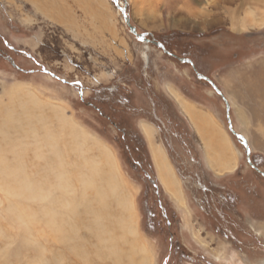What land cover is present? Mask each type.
I'll use <instances>...</instances> for the list:
<instances>
[{
  "label": "rangeland",
  "instance_id": "374dc122",
  "mask_svg": "<svg viewBox=\"0 0 264 264\" xmlns=\"http://www.w3.org/2000/svg\"><path fill=\"white\" fill-rule=\"evenodd\" d=\"M119 1L138 34L161 42L179 58H190L194 68L217 87L222 88L220 82H224L234 88L238 82L234 70L264 58V0H237L251 8L258 21L245 22L244 18L252 17L242 10L234 24L223 20L224 8L234 5L223 3V9H215L217 0ZM145 44L130 32L113 0H0V111L18 112L19 103L26 102L46 115L54 129V111L60 110L109 152L124 191L135 205V238L150 255L149 264H264V178L247 164L243 146L229 132L223 100L196 77L192 66L153 44H146L145 49ZM172 91L212 115L216 127L229 134L236 153L234 170L218 173L209 165L206 153L213 158L220 151L215 146L206 150L207 134L196 132ZM241 109L237 106L230 112L238 133H243L242 118L247 115ZM258 116L259 122L250 120L247 126L259 145L251 150L248 143V148L252 163L264 172V112ZM143 123L153 127L155 143L166 150L181 182L184 205L174 203L159 183ZM86 149L85 155L101 159L95 145ZM29 151L26 164L34 172L44 162ZM43 152L49 155L45 148ZM10 154L6 156L11 158ZM76 157L70 152L66 158L79 161ZM78 189L79 184L76 194ZM7 201L0 191L1 260L58 264L50 263L58 255L61 264H114L93 252L96 240L87 230L89 214H83L86 226L78 230L87 251L92 250L87 261L71 254L51 238L46 227L37 224L31 237L45 259L38 262L39 250L33 244L23 247L21 231L5 220ZM109 202L115 214L118 208L112 199ZM27 204L40 208L42 203ZM127 244L120 242L126 254ZM5 249L12 254L3 256Z\"/></svg>",
  "mask_w": 264,
  "mask_h": 264
},
{
  "label": "bare ground",
  "instance_id": "6f19581e",
  "mask_svg": "<svg viewBox=\"0 0 264 264\" xmlns=\"http://www.w3.org/2000/svg\"><path fill=\"white\" fill-rule=\"evenodd\" d=\"M223 3L234 5L232 9L224 8L226 16L223 20L234 24L236 20L238 21V15L244 10L245 14L249 13L252 17L251 19L244 18L245 22L258 21L254 12L250 10L251 8H244L243 1L238 3L237 0H217L214 2V8L223 9ZM121 6L122 2L118 0L117 9L119 10ZM121 18L123 20L122 14ZM217 20L223 21L221 18ZM147 48L148 45L145 44V49ZM143 57L146 59V51H143ZM235 73L238 76V82L234 88L224 82H220L222 88H218L225 99L229 100H227L229 118L231 108L240 106L242 111L247 112L245 118L240 116L244 124L241 134L246 138L251 150H254L257 149L259 143L254 140L255 137L247 124L250 120L259 122L258 113L259 111L264 112V58H260L259 61L243 69H238L237 72L234 70L233 74ZM244 79L249 81L247 85L242 83ZM172 94L196 132L198 131L201 136L204 133L207 134L206 150L215 146L220 151V154L217 153L218 156L213 158L208 152L206 153L209 165L218 173H221L223 169L228 172L234 170L237 165L236 153L229 134L216 127L212 115L208 116L195 109L178 93L172 91ZM29 98L36 107L40 104L34 96L29 95ZM19 108L18 112L9 108L0 111V191L8 199L4 207L5 213H3L5 220L10 226H15L21 231L20 242L23 247H30L33 244L36 247L34 248L39 250L38 254L41 253L39 245L36 246L37 240L31 237L34 234L33 227L41 224L48 229L51 238L64 244L71 254L79 257L83 262L87 261L88 252L92 250L87 251L85 239L79 235L78 230L81 225L86 226V223L83 224L81 221L83 214H89L92 218L87 224V230L91 234L89 235L96 240V247L93 249L96 257L110 258L114 264H149L150 255L147 254L145 247L137 243L135 238L137 233L135 205L131 196L124 191V185L116 173L117 169L109 152L96 141L91 140L60 110L54 111L57 127L53 129L47 124L48 117L35 112L34 108L32 109L26 102H20ZM141 127L159 183L174 203L184 205L181 182L176 176L166 150L155 143L151 125L143 123ZM232 128L235 130L233 125ZM10 131L15 132V135L11 136ZM64 136H68V141ZM92 144L97 147L100 160L84 154L86 147ZM44 148L48 156L44 155ZM30 149L35 157L44 162L41 165L43 167L38 169L37 166L34 172L33 169L32 172L28 170L29 166L26 164L25 156L28 155L27 152H30ZM70 152L80 160L69 162L66 157ZM7 153H11L12 157L8 158ZM213 162L215 166L212 165ZM77 184H79V189L76 194ZM88 194L92 195L91 198ZM110 199L118 208L115 214L109 209ZM28 202L42 204L40 208H33L31 204H27ZM80 205L83 210L78 209ZM114 230L119 234H114ZM0 232L3 233L1 228ZM120 242L128 243L127 254L120 248ZM2 253L3 256L12 254L8 249ZM136 254L141 255L140 259L133 258ZM53 256L50 263L56 261L61 264L62 258L60 259L58 255ZM36 258L38 262L44 263L45 259L43 260L41 254ZM0 264L8 263L0 259Z\"/></svg>",
  "mask_w": 264,
  "mask_h": 264
},
{
  "label": "water",
  "instance_id": "95a60500",
  "mask_svg": "<svg viewBox=\"0 0 264 264\" xmlns=\"http://www.w3.org/2000/svg\"><path fill=\"white\" fill-rule=\"evenodd\" d=\"M114 4L116 7H118V0H113ZM119 10L121 11V14H122V17H123V20L126 24V26L129 28L130 32H132L134 35H136L142 42L146 43V44H153L155 45L156 47L160 48V50L168 55V56H172V57H175L177 58L180 62L182 63H187L189 64L190 66H192L193 70L195 71V74H196V77L200 80H203V81H206L210 86L211 88L213 89L214 92H216V94H218L221 99L223 100L224 104H225V108H226V119H227V128L229 130V132L231 134H233L235 136V138L240 142V144L243 146L244 148V151H245V158H246V162L247 164L253 168L256 172H258L263 178H264V172L261 171L259 168H257V166L255 164L252 163L251 159H250V150L248 148V142L246 140V138L241 134V133H238L236 132L235 130H233L232 128V125H231V121H230V118H229V115H228V112H229V105H228V102L227 100L224 98L222 92L219 90V88L217 87V85L213 82V80H211L208 76L202 74V73H199L195 68H194V65H193V62L190 58H179L177 57L174 53L168 51L164 45L161 43V42H158V41H155L154 39H149L146 37V34H138L137 31H136V28L134 26H132L130 24V19L129 17L126 15V12H125V5L123 7H120Z\"/></svg>",
  "mask_w": 264,
  "mask_h": 264
}]
</instances>
